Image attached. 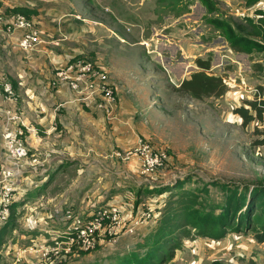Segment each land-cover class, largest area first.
Wrapping results in <instances>:
<instances>
[{"label": "rangeland", "instance_id": "obj_1", "mask_svg": "<svg viewBox=\"0 0 264 264\" xmlns=\"http://www.w3.org/2000/svg\"><path fill=\"white\" fill-rule=\"evenodd\" d=\"M213 1L217 9L211 13L214 18L218 15L217 18L230 23H242L250 36L259 39L264 47V16L259 18L239 8L243 5L260 7L264 0L255 1L257 4H249V0ZM142 2L89 0L85 10L84 2V6L75 1L70 6L67 0H62L63 12L78 14L71 22H84L94 28L83 31L78 38H64L66 32H62L64 39L59 42L68 48L60 49L67 51L79 46L84 50V60L97 65L100 62L108 71L117 92L116 110H127L124 118L130 122L135 140L134 145L129 142L126 146L119 140L114 150L124 152L128 146L135 147L142 138L168 155V161L149 175L137 169L133 175L126 176L124 163L117 157L121 173H109L101 181L96 175L82 179L74 168L50 180L47 186L42 184L43 179L39 182V177L29 178L34 181L32 185H26V179L20 178L21 189L26 188L20 199L24 198L28 206H33L40 193H43V200H47L69 188L68 194L72 197L57 195L55 200L72 206L70 209L84 220L92 213L99 216L101 211L112 206L120 208L114 233L106 232L94 248L78 255L77 246L65 253L66 244L59 243L56 255L51 256H56L55 264L113 261L117 254L133 249L145 235L153 233L163 218H172L162 223H171L176 230L174 234L181 241L180 248L166 264H208L213 260L224 264H264V243L255 242L250 231H227L220 239L200 237L190 223L205 209L223 205L233 186L251 188L264 183V144L257 143L260 135L256 133L264 123L252 121L243 125L241 118L232 111L243 100H252L255 90L264 97V50L253 49L246 54L229 48L219 28L206 22V9L197 0ZM61 26L67 28L63 22ZM111 28L121 30L113 35ZM2 42L0 38V44ZM3 57L0 48V61ZM197 57L210 58L212 69L206 72L224 81L223 96L195 99L179 89L180 77L185 78L198 69ZM11 64L14 69L15 63ZM110 131L111 128L104 133ZM100 143L103 150L99 151L104 156L113 149L112 145L109 148L106 143ZM163 185L172 190L160 193ZM67 198L72 205L69 200L67 203ZM37 206L36 209H40ZM188 209L196 214L187 220L185 211ZM34 220L30 210L26 213L19 205L16 207L14 223L9 225L11 230L7 228L0 245V264H12L14 250L8 249L9 246L16 245L15 251L32 243L47 242L44 244L53 246L51 237H57L58 231L65 230L68 224L31 223ZM105 223H109V219ZM57 240L66 241V238L59 236ZM6 250H9L7 255ZM63 254L65 257L61 258Z\"/></svg>", "mask_w": 264, "mask_h": 264}, {"label": "crops", "instance_id": "obj_2", "mask_svg": "<svg viewBox=\"0 0 264 264\" xmlns=\"http://www.w3.org/2000/svg\"><path fill=\"white\" fill-rule=\"evenodd\" d=\"M67 1L70 6L74 4V1L84 6L82 4L84 2L86 10L89 0ZM172 3L174 4L173 1ZM62 5V0H0V16L8 17L10 13L6 14L5 9L17 6H24L28 12L31 11L29 16H25L37 24L42 38V42L35 49L23 51L17 45V33L7 35L0 30V38L3 40L0 48L4 56L0 61V66H3L0 67V81L11 84L15 97L14 101L0 100V164L4 151L2 133L4 127H7L24 141L28 149L22 174V179H26L24 180L26 185L28 183L32 185L34 182L29 178L39 177V182L43 179L42 184L47 186L50 180L63 176L72 168L82 179L87 180L96 175V179L101 181L109 173H121V170H118L119 158L113 155L117 151V149L114 150V146L118 145L117 142L120 140L122 144L124 143L123 146L128 145L129 142L132 145L135 144L130 122H126L128 119L124 118L127 110H116L118 98L113 116L110 117L96 107L95 96L83 97L55 78V69L76 59H84L82 48L75 46L62 51L60 47L68 48V46L59 41L66 36L78 38L83 31L94 28L84 22H71L72 17L77 18L78 14H75V11L63 12ZM239 8L243 11H251L258 16L259 9L256 5L246 7L243 5ZM61 22L65 23L67 28L62 27ZM110 30L115 35L121 29L111 28ZM62 32L63 34L66 32L63 35L64 38L61 37ZM12 62L15 63L14 69L11 67ZM98 65L101 66V63L99 62ZM111 83L113 84V81ZM118 97L120 101V96ZM6 109L15 111L19 115L16 123L9 125L6 122L4 114ZM110 128L111 131L105 134L104 130ZM111 139L115 140H113L114 143ZM100 141L106 143L109 148L113 146V149L105 156L99 151L103 150ZM128 148L132 149L134 146L126 147L124 151ZM33 158L37 160L35 163L31 162ZM122 162L126 176H131L137 171L134 159L122 160ZM105 183L110 186L109 182ZM69 192V188L63 189L62 192L51 195L47 200H43V193H40L41 196L37 197V203L33 206H28L24 198L16 202L20 209H25L26 213L30 210V214H34L35 220L31 223H68L71 220L69 216L75 214L70 209L72 206L56 202L55 198L57 195L72 197L68 194ZM68 200L67 198V203ZM69 202L72 205V201L69 200ZM37 205L40 209H36ZM113 207L116 208V206ZM58 234L57 237H59ZM57 237L53 235L51 238L54 240ZM44 243L47 242L32 244L39 247L47 246ZM55 257L47 259L48 262L39 259L37 263L55 264L53 261ZM27 258L30 259V257ZM32 258H34L33 255Z\"/></svg>", "mask_w": 264, "mask_h": 264}, {"label": "built area", "instance_id": "obj_3", "mask_svg": "<svg viewBox=\"0 0 264 264\" xmlns=\"http://www.w3.org/2000/svg\"><path fill=\"white\" fill-rule=\"evenodd\" d=\"M258 8L264 10V3ZM0 30L7 35L17 33V45L23 51H31L42 42L37 24L22 13H16L8 17L0 16ZM140 43L144 44V42ZM238 68H240V65L237 63ZM211 69L212 67L207 70ZM241 71L240 74L242 73ZM189 75L185 76V78L189 77ZM54 76L58 82L65 84L68 88L83 97L95 96L96 107L107 113L110 117L113 116L117 103V92L109 80L108 71L102 66L88 60L76 59L55 69ZM181 77L178 82L179 84L184 79V76ZM238 79L243 81L240 75H238ZM257 92L256 90L253 91L254 97L252 100L262 98L260 93ZM14 98L11 84L0 81V100L14 101ZM4 114L6 122L9 125L19 120V115L15 111L6 109ZM2 135L4 151L2 153V163L0 164V228L9 218L11 204L20 199L22 196L21 192H25L26 190L24 187L21 189L20 178L22 179L25 160L28 157L27 146L15 132L4 127ZM113 155L122 160L134 159L136 167L140 171L139 173L146 175L160 169L168 161V155L162 150L154 148L149 141L142 138L138 139L134 148L124 152L115 151ZM36 161L34 158L31 160L33 163ZM118 212V209L112 206L107 210L101 211L99 216H94L93 213L90 214L88 220H84L78 214L69 216L71 220L68 221L66 229L59 231L63 235L58 234V236H64L66 241H58L55 238L53 246L47 244V246L39 247L36 244H32L23 250L16 248V251V245L9 246L8 249L14 250L12 252V264H38L37 260L39 259H50L52 255H56L55 250L59 243L66 244L65 253L72 251L73 246H77L84 251L90 250L95 247L96 243H99V238L106 232L111 234L116 231L117 227L114 223L119 217ZM106 219H109V223H105ZM121 220L123 221L122 216ZM4 253L7 255L9 250H6ZM32 255L34 258H32ZM61 256L65 257V254ZM27 257H30V259Z\"/></svg>", "mask_w": 264, "mask_h": 264}, {"label": "trees", "instance_id": "obj_4", "mask_svg": "<svg viewBox=\"0 0 264 264\" xmlns=\"http://www.w3.org/2000/svg\"><path fill=\"white\" fill-rule=\"evenodd\" d=\"M197 1L202 3L206 9V22L219 28V34L225 39L229 48L246 54L253 49L264 50L259 39L250 36V31L242 23L236 22V24H233V22L230 23L217 18L218 15L214 18L211 13H214L217 9L213 0ZM255 1L249 0L248 3L252 4ZM5 13H10L8 16L16 13L29 16L31 11L28 12L24 6H17L5 9ZM257 13L259 18L264 16L263 11L257 10ZM254 28L259 27L254 25ZM195 64L198 69L180 82L179 89L195 99H202L204 96H223L226 88L224 81L220 77L209 75L206 72L210 68V58L197 57ZM232 111L241 118L243 125H247L252 121L264 123V97L258 100H243V103L234 107ZM256 133L260 135L257 143L264 144V125L260 130L256 129ZM170 190L172 189L163 185L160 193ZM18 205L17 202L11 204L9 219L0 228V245L3 242L7 228L9 227L8 229L11 230L9 225L14 223ZM215 210H218V212ZM195 214L196 211H193V209L185 211L187 220L194 217ZM169 219H161L153 233L145 235L143 241L139 242L133 249L117 254L113 261L107 263L95 262L93 264H166L173 258L175 250L181 246L180 238L177 234H174L176 230L171 227V223H162ZM191 220L190 223L196 229V235L200 237L212 236L220 239L225 236L227 231H243L245 233L250 231L255 242L264 243V183L252 185L251 188L242 186L239 189L238 186H233L227 192L223 205L205 209L196 219ZM77 251V255L86 252L80 248ZM208 264L224 263L213 260Z\"/></svg>", "mask_w": 264, "mask_h": 264}]
</instances>
